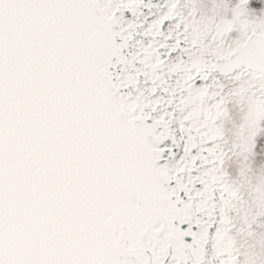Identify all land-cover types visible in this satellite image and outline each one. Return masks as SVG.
Returning a JSON list of instances; mask_svg holds the SVG:
<instances>
[{"label": "snow or ice", "instance_id": "6c2138e0", "mask_svg": "<svg viewBox=\"0 0 264 264\" xmlns=\"http://www.w3.org/2000/svg\"><path fill=\"white\" fill-rule=\"evenodd\" d=\"M0 264H264V0H0Z\"/></svg>", "mask_w": 264, "mask_h": 264}]
</instances>
